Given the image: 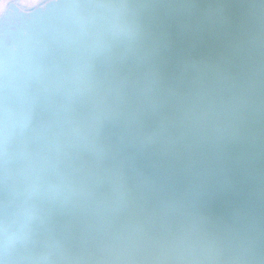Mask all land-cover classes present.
<instances>
[{"label": "water", "instance_id": "95a60500", "mask_svg": "<svg viewBox=\"0 0 264 264\" xmlns=\"http://www.w3.org/2000/svg\"><path fill=\"white\" fill-rule=\"evenodd\" d=\"M9 7L0 264H264V0Z\"/></svg>", "mask_w": 264, "mask_h": 264}, {"label": "crops", "instance_id": "0c3cea01", "mask_svg": "<svg viewBox=\"0 0 264 264\" xmlns=\"http://www.w3.org/2000/svg\"><path fill=\"white\" fill-rule=\"evenodd\" d=\"M46 0H0V16L9 9L12 3H18L20 9H29L41 5Z\"/></svg>", "mask_w": 264, "mask_h": 264}, {"label": "flooded vegetation", "instance_id": "af4514ba", "mask_svg": "<svg viewBox=\"0 0 264 264\" xmlns=\"http://www.w3.org/2000/svg\"><path fill=\"white\" fill-rule=\"evenodd\" d=\"M16 5L18 6V3H16ZM20 8V7H19Z\"/></svg>", "mask_w": 264, "mask_h": 264}]
</instances>
